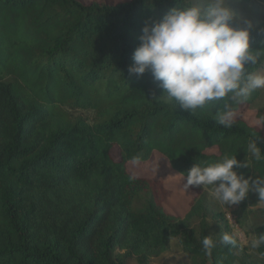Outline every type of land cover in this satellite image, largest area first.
Returning a JSON list of instances; mask_svg holds the SVG:
<instances>
[{"label":"trees","instance_id":"obj_1","mask_svg":"<svg viewBox=\"0 0 264 264\" xmlns=\"http://www.w3.org/2000/svg\"><path fill=\"white\" fill-rule=\"evenodd\" d=\"M176 3L0 0V264H151L172 237L192 264H264V246L250 247L264 233L255 193L231 206L249 243L208 256L202 239L218 240L229 221L223 212L213 216L225 227L209 219L207 189L195 188L176 214L164 207L161 180L128 170L158 151L186 179L226 152L243 161L254 131L264 151L262 125L239 114L225 129L214 108L190 115L160 97L150 72H128L145 20ZM262 38L254 31L253 45ZM237 171L264 177V161Z\"/></svg>","mask_w":264,"mask_h":264},{"label":"clouds","instance_id":"obj_2","mask_svg":"<svg viewBox=\"0 0 264 264\" xmlns=\"http://www.w3.org/2000/svg\"><path fill=\"white\" fill-rule=\"evenodd\" d=\"M254 31L264 37V20H254L232 0H177L161 18L145 20L128 72L138 76L150 72L165 101L190 115L214 108L210 115L215 123L232 129L239 106L264 89V71L257 67L264 64V38L255 47ZM256 135L254 131L248 140L243 161L226 152L214 162L194 164L183 189L210 186L213 199L224 207L241 204L250 193L264 202V177L237 171L250 169L253 160L264 161ZM201 244L208 256L218 245L241 246L238 235L228 232L218 240L206 235ZM261 246L264 233L250 241L252 249Z\"/></svg>","mask_w":264,"mask_h":264},{"label":"rangeland","instance_id":"obj_3","mask_svg":"<svg viewBox=\"0 0 264 264\" xmlns=\"http://www.w3.org/2000/svg\"><path fill=\"white\" fill-rule=\"evenodd\" d=\"M89 2L91 0H84ZM117 1V0H107ZM234 6L242 10L246 15L251 16L254 20H264V3L258 0H232ZM264 71V67L259 69ZM83 112L89 116L92 115L91 110H83ZM242 115L250 123L262 125L264 127V120L260 117L264 116V89L259 90L258 97L252 103H245L237 110V115ZM215 150V149H212ZM119 147L114 146L112 153L115 158L120 157ZM128 170L136 175L146 176L152 179H159L166 190H168L163 198L164 207L166 210L183 214L190 206L192 198L196 195L197 191L192 188L188 191L183 189L184 176L174 169H172L168 159L160 152L154 151L151 157L146 161H130L128 163ZM208 191V217L209 219L222 226V221L218 217L213 215L218 212H223L228 221V232L237 234L240 241V248L243 247L245 241V235L240 226L235 222L232 215V207L219 204L216 202L212 195L211 190L205 188ZM225 227L224 223L223 226ZM240 251V249H239ZM248 253H252L253 250H247ZM241 253V252H240ZM127 264H139L135 257H131L127 260ZM151 264H192L190 254L185 250L183 245L179 241V237H172L170 247L167 251L159 256L151 258Z\"/></svg>","mask_w":264,"mask_h":264}]
</instances>
